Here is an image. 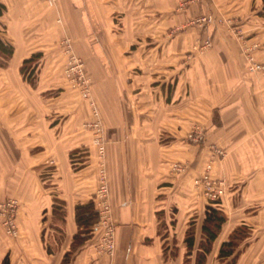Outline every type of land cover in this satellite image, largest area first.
<instances>
[{
  "label": "crops",
  "instance_id": "obj_1",
  "mask_svg": "<svg viewBox=\"0 0 264 264\" xmlns=\"http://www.w3.org/2000/svg\"><path fill=\"white\" fill-rule=\"evenodd\" d=\"M212 1L184 9L173 21L176 0H59L55 9L43 0H0V41L13 48L12 54L0 50L5 61V66L0 63V85L12 88L10 76L22 75L21 63L37 48L46 59H62L60 44L66 36L73 38L76 54L87 60L108 126L116 224L114 253L96 249L101 235L97 223L92 237L74 249L76 235L83 231L77 206L95 204L91 158L96 150L77 116L62 130L44 116L40 129L29 123L24 128L25 139L40 143L39 149L27 146L30 163L20 167L22 176L16 180L10 174L19 165L9 166V177L18 183L13 188L21 201V233L8 236L0 222V264L6 257L9 264H62L73 249L71 264H183L190 224L196 222L200 240L206 206L214 203L194 180L212 144L226 151L212 172L227 181L220 203L228 216L212 257L234 228L247 224L250 235L238 264H264V71L248 69L244 49L257 42V57L264 62V0ZM210 11L236 17L233 28L243 33L219 24L169 35L188 15ZM120 12H129L121 35L115 32ZM157 12L166 15L158 31ZM142 27L148 32H141ZM208 37L213 46L196 50L195 44ZM5 78L8 83L2 82ZM194 126L203 130L200 142L188 137ZM18 136L0 133V140L10 141V155ZM176 162L184 170H175ZM175 238L180 253L172 256Z\"/></svg>",
  "mask_w": 264,
  "mask_h": 264
},
{
  "label": "rangeland",
  "instance_id": "obj_2",
  "mask_svg": "<svg viewBox=\"0 0 264 264\" xmlns=\"http://www.w3.org/2000/svg\"><path fill=\"white\" fill-rule=\"evenodd\" d=\"M212 0H207L208 4H211ZM203 2V0H176V3H178V10L173 11V21H175L176 17L175 15H179L182 13V11L186 8L190 7H197V4ZM263 3V2H262ZM185 12V11H184ZM129 12H120V22H119V15L116 17V23L117 28L115 32L124 33L123 29L126 28L127 24L124 21L125 15H127ZM118 13H115V16ZM143 13H136L135 15L138 16L141 19H147L148 15H145ZM157 31L160 30V23L165 20L166 15L164 17V13L157 12ZM188 20L179 22L177 24H174L172 26V29L169 31V35L173 36L176 33H180L182 31L188 30V28H192L195 26L205 27L207 30L211 29L212 27L216 25H221L224 29L229 30H235L237 34L243 33L242 28H233L235 27L233 22L236 20V17L230 16V15H217L214 12L210 11L208 13H199L197 15L196 12L188 15ZM59 21H61L59 19ZM135 21L138 22L135 18ZM144 21V25H146V20ZM218 22V23H217ZM143 24V23H142ZM163 25V24H162ZM196 28V27H195ZM248 31L247 29L244 30ZM141 32H148L147 29H144L142 27ZM211 34H208L210 36ZM69 38L70 39V46L68 42H65V40ZM211 39V37H208L204 39V41L197 46L195 44V49H199L201 52L207 51L209 48H211L213 45L210 44L208 47H205L206 40ZM212 41V39H211ZM212 43V42H211ZM64 57L62 59L57 60H49L44 57V50H41L40 48H37L36 51L41 52L42 55L37 57V59L32 60L29 63H21L20 65V71L22 73V69L25 67L26 71L22 73V75L10 76V80L12 85V88L7 87V85H0V133L3 134V131H10L12 133L19 134L18 139L15 141L16 144L13 145L12 149L15 146V150H13V155H10L9 149H8V143H10L9 140H0V167H2L3 171L0 172V202L1 201H8L9 199H16L18 201V212L21 207V201L20 198L15 194V189L13 187H17L18 183H16L13 178L9 177V166L15 165V163L19 166H17L16 171H12L13 176H17L24 173V168H22V172L20 173V167H24V165L29 164L25 159V151L27 146L29 145V148L37 147L39 146V139L34 140L28 138L25 139V130L24 128L29 123L30 126L38 127L37 129H40L42 127L41 123L43 122L42 119H44V116H47L49 121H54L55 123H59L60 127L59 130H62V125L65 124V126L68 125V121L73 116H77L79 118L78 125L82 129V131L89 132L90 135H92V146L94 147L96 152L94 153L95 156L91 158V160H95V181H96V189L99 188L100 181H101V175H102V168L103 167V159L100 158L99 155V147L96 140L99 138L96 137H103L105 145H106V152H107V143H108V130L107 125L103 113V109L101 108V105L99 101H101V95L100 93H97L94 91V79L89 74L88 66H87V60L84 58L79 57L75 50H74V41L71 36L64 37L63 41H61L60 44ZM248 47H254L253 49V55L257 62L263 64L262 69L257 70H251L249 62L247 60L248 69L255 74H259V72L264 71V62L258 59L257 57V49L259 47V44L257 42H254L251 46ZM36 52V53H38ZM78 57H74L75 55ZM246 54V52H245ZM31 57V56H30ZM1 60V66H5V61ZM5 80V81H4ZM2 82H7L8 79L5 78L2 80ZM3 84V83H2ZM32 85V86H29ZM28 87V89H26ZM25 101L27 104L25 105ZM25 105V106H24ZM26 117L29 118V120H26ZM11 119V123H9ZM13 119L14 122H13ZM31 120V122H30ZM28 142H27V141ZM31 143V144H30ZM5 144V145H4ZM93 148V150H94ZM39 149V148H38ZM38 149L34 150V155H36L35 152H37ZM87 149V148H86ZM91 157V156H90ZM224 157V156H223ZM223 157H221L218 160H222ZM54 161V160H53ZM52 159H46V162H53ZM39 162V161H38ZM39 168V167H38ZM105 168H107V175L109 180V186H110V193H111V185H110V175H109V165L108 160H105ZM195 180V179H194ZM11 182V183H10ZM19 191V190H18ZM204 191V190H203ZM12 192V194H11ZM205 192V191H204ZM94 193V196H95ZM205 194L209 197L211 201L214 202H221L220 200H213L208 193L205 192ZM18 212H17V224L19 227V235L21 233V227L18 221ZM100 220V217L98 216V222ZM0 222L2 224V219L0 218ZM97 222V228H99ZM162 222L165 223L163 220ZM3 225V224H2ZM163 225V224H162ZM165 232V231H163ZM162 232V233H163ZM17 238V237H14ZM179 240L176 238L173 239V250L171 251L172 256L178 255L180 253L179 247L177 243ZM167 243V242H166ZM246 249V243L245 241H242L240 244L239 250V256L237 258V263L239 261V258L244 255ZM214 255V253H212ZM212 255L209 256L213 259V261L207 262V264H217V256L214 258ZM188 259L187 255H184L183 264H190L193 259L189 258L188 262L185 260ZM216 259V261H214Z\"/></svg>",
  "mask_w": 264,
  "mask_h": 264
},
{
  "label": "built area",
  "instance_id": "obj_3",
  "mask_svg": "<svg viewBox=\"0 0 264 264\" xmlns=\"http://www.w3.org/2000/svg\"><path fill=\"white\" fill-rule=\"evenodd\" d=\"M50 8H57L59 0H43ZM65 42H68L70 46V39L67 38ZM211 39L206 40L205 47L212 44ZM246 59L249 62L251 70L262 69L263 64L256 61L253 55L254 47L245 46ZM75 55V54H74ZM78 58L76 55L74 56ZM203 136V130L200 126H194L188 133L190 140L194 142H200ZM96 140L99 147L100 158L103 159L102 175L99 188L95 193V204L98 211L100 220L98 222L99 228H101V235L95 245L96 249L101 253H114L116 249V224L113 217V205L111 201V193L109 180L107 175V168H105V160L107 161L106 145L103 137ZM226 155L225 149L212 144L210 145L209 156L204 166L203 171L198 177L195 178L196 186L204 190L213 200H222L226 193L227 181L223 178L216 177L212 170L217 159ZM177 171L184 170L182 163L176 162L173 165ZM17 212L18 201L16 199H9L8 201L0 202V218L2 219L3 227L6 234L12 238L18 237L19 227L17 224Z\"/></svg>",
  "mask_w": 264,
  "mask_h": 264
},
{
  "label": "trees",
  "instance_id": "obj_4",
  "mask_svg": "<svg viewBox=\"0 0 264 264\" xmlns=\"http://www.w3.org/2000/svg\"><path fill=\"white\" fill-rule=\"evenodd\" d=\"M0 50L12 54L13 48L8 49L2 41H0ZM42 53L38 52L31 57L25 59L24 63H29ZM0 63L1 60H0ZM26 71L24 67L22 73ZM98 211L93 205V202L87 204H78L77 206V221L82 227L83 231L76 235L74 249L80 245H83L90 237H92V231L95 224L98 222ZM228 216L226 211L221 206L220 202L210 203L206 206L205 217L202 224V235L200 240L196 235V222L192 221L190 227L187 230L185 236V242L187 245L186 255L192 258L193 261L190 264H207L209 256L212 255L215 242L220 237L223 231L224 224L227 221ZM250 235V228L247 224H241L234 228L229 236L221 242L220 248L217 253V264H236L239 256L240 244L245 241ZM199 240V241H198ZM66 253L62 264H71L73 253L75 250ZM188 259L185 261L188 262ZM4 264H9L8 257L4 260Z\"/></svg>",
  "mask_w": 264,
  "mask_h": 264
}]
</instances>
